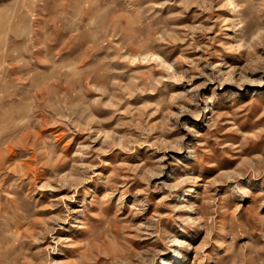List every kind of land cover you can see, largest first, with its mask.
<instances>
[{"label": "rangeland", "instance_id": "obj_1", "mask_svg": "<svg viewBox=\"0 0 264 264\" xmlns=\"http://www.w3.org/2000/svg\"><path fill=\"white\" fill-rule=\"evenodd\" d=\"M0 264H264V0H0Z\"/></svg>", "mask_w": 264, "mask_h": 264}]
</instances>
